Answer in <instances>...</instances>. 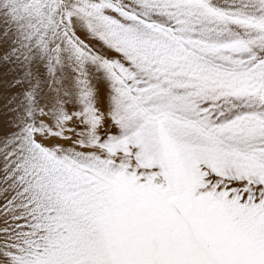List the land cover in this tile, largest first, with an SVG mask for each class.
Returning <instances> with one entry per match:
<instances>
[{"label":"snow or ice","instance_id":"snow-or-ice-1","mask_svg":"<svg viewBox=\"0 0 264 264\" xmlns=\"http://www.w3.org/2000/svg\"><path fill=\"white\" fill-rule=\"evenodd\" d=\"M0 264H264V0H0Z\"/></svg>","mask_w":264,"mask_h":264}]
</instances>
